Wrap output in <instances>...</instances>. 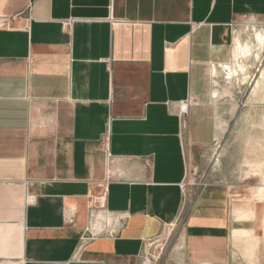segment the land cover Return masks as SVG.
I'll use <instances>...</instances> for the list:
<instances>
[{
    "label": "crops",
    "instance_id": "1",
    "mask_svg": "<svg viewBox=\"0 0 264 264\" xmlns=\"http://www.w3.org/2000/svg\"><path fill=\"white\" fill-rule=\"evenodd\" d=\"M246 17L264 0H0V264H147L166 231L167 258L228 262L227 186L186 181Z\"/></svg>",
    "mask_w": 264,
    "mask_h": 264
},
{
    "label": "rangeland",
    "instance_id": "2",
    "mask_svg": "<svg viewBox=\"0 0 264 264\" xmlns=\"http://www.w3.org/2000/svg\"><path fill=\"white\" fill-rule=\"evenodd\" d=\"M257 32L264 35V23L250 17L233 25L231 57L213 70L210 79L220 106L221 134L212 148L200 152L203 162L190 166L186 181L190 199L205 183L228 188L226 264H264V43L256 41ZM245 44L248 54L242 53ZM166 237L167 231L147 244V264H179L173 256L167 258L174 239Z\"/></svg>",
    "mask_w": 264,
    "mask_h": 264
},
{
    "label": "bare ground",
    "instance_id": "3",
    "mask_svg": "<svg viewBox=\"0 0 264 264\" xmlns=\"http://www.w3.org/2000/svg\"><path fill=\"white\" fill-rule=\"evenodd\" d=\"M255 38H256V41L259 43V44H263L264 43V35L262 34V32H257V34H256V36H255ZM237 43V42H236ZM237 44H239V47L241 48L242 47V44H240V43H237ZM245 47V50L243 49L242 50V53L243 54H248L249 52H250V49H249V45L248 44H245L244 45ZM251 48V47H250ZM257 57H258V55H257ZM214 69V68H213ZM215 70H217V69H214V71ZM262 73H261V77H262V79H264V69L261 71ZM215 75V74H214ZM258 84H259V82H257ZM264 85V84H263ZM258 88V86L257 87H255L254 88V90L256 91V89ZM263 177H264V175H263ZM251 248H253V246H251ZM253 249H255V248H253Z\"/></svg>",
    "mask_w": 264,
    "mask_h": 264
},
{
    "label": "built area",
    "instance_id": "4",
    "mask_svg": "<svg viewBox=\"0 0 264 264\" xmlns=\"http://www.w3.org/2000/svg\"><path fill=\"white\" fill-rule=\"evenodd\" d=\"M6 22H7V21H5V23H6ZM186 110H187V104L181 106V109H180V115H181L182 117L185 116V114H186Z\"/></svg>",
    "mask_w": 264,
    "mask_h": 264
}]
</instances>
